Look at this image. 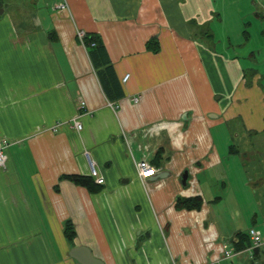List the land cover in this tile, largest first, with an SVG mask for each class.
Returning a JSON list of instances; mask_svg holds the SVG:
<instances>
[{
    "label": "crops",
    "instance_id": "obj_1",
    "mask_svg": "<svg viewBox=\"0 0 264 264\" xmlns=\"http://www.w3.org/2000/svg\"><path fill=\"white\" fill-rule=\"evenodd\" d=\"M3 1L0 264H80L69 252L81 245L103 264H212L217 257L235 264L244 253L255 263L264 255V246L249 253L250 241L236 248L247 230H227L212 216L210 205L222 202L213 187L226 186L230 154L239 151L231 145L219 153L212 130L236 118L246 135L264 133V87L257 67L243 68L237 55L211 58L192 37L194 20L212 16L210 0H62L66 10L56 8L61 0H43L39 9ZM78 30L100 36L120 82L128 74L116 105L108 104ZM151 37L157 53L146 48ZM141 159L166 173L142 180ZM90 163L102 184L89 175ZM68 175L89 176L101 188ZM193 196L199 209L175 207L177 197ZM221 247L232 256H219Z\"/></svg>",
    "mask_w": 264,
    "mask_h": 264
},
{
    "label": "rangeland",
    "instance_id": "obj_2",
    "mask_svg": "<svg viewBox=\"0 0 264 264\" xmlns=\"http://www.w3.org/2000/svg\"><path fill=\"white\" fill-rule=\"evenodd\" d=\"M22 1L25 8L39 9L43 6V0H35L34 5L31 0ZM210 1L212 16L204 24H197L194 20L192 37L202 42L205 52L208 55L211 53V58L216 54L226 58L237 55L243 68L251 65L257 67L263 77L260 83L264 87V0ZM3 5L4 1L1 7ZM256 11L257 16L254 14ZM215 12L220 14L221 20L215 17ZM12 19L18 21V17ZM204 31H211L213 36L206 37ZM245 31L249 32L248 37ZM77 32L79 30L76 36L81 40L83 36L79 38ZM218 96L216 94L214 98ZM221 99H224V94ZM236 121V118H232L212 130L219 153L229 154L231 145L239 149L238 155L230 154L235 157L227 166L229 179L226 186L213 187L215 195L222 197V202L218 206L210 205L212 216L219 219L227 230L235 226L238 230L246 231L254 225L264 234V133L248 136ZM242 158L245 171L240 165ZM234 198L238 201L237 208ZM233 260L235 264H264V255L255 263H251L247 253Z\"/></svg>",
    "mask_w": 264,
    "mask_h": 264
},
{
    "label": "trees",
    "instance_id": "obj_3",
    "mask_svg": "<svg viewBox=\"0 0 264 264\" xmlns=\"http://www.w3.org/2000/svg\"><path fill=\"white\" fill-rule=\"evenodd\" d=\"M2 4L3 0H0V7ZM205 36L210 38L212 37V33L205 32ZM76 40L84 46L88 59L96 73L101 89L107 100L115 103L118 99L124 96V93L121 82L114 71L113 65L102 39L94 32H85L81 40L78 39L77 36ZM146 48L151 50L153 53H157L159 51V43L157 38H149V40L146 42ZM159 151L160 150H158V153H156V159L158 158ZM67 177L75 183L87 187L93 191H98L101 188L100 185L94 186L93 180L89 176L68 175ZM201 203L202 200L199 196L177 197L175 207L177 209H199L201 207ZM63 233L68 241H71L74 236L72 224L68 220L63 224ZM238 235L240 240L236 244V248L239 249L249 245L247 234L239 233Z\"/></svg>",
    "mask_w": 264,
    "mask_h": 264
},
{
    "label": "built area",
    "instance_id": "obj_4",
    "mask_svg": "<svg viewBox=\"0 0 264 264\" xmlns=\"http://www.w3.org/2000/svg\"><path fill=\"white\" fill-rule=\"evenodd\" d=\"M56 8L58 10H66L67 9L66 4L63 2L59 3L56 6ZM84 33L85 32L81 31V30H79V32H77L79 38H81L84 35ZM127 78H128V74H125L122 77L121 82H125ZM134 101L137 102L138 97H134ZM108 104L110 106L116 105L113 102H109ZM72 127L76 131H80L82 129V124L78 120V118L72 119ZM6 147H7L6 140H2L0 142V169L6 167V158H7L6 153H5ZM136 168H137V175L142 180H145L149 174H151L152 172H154L156 170V168H154L152 165H150L145 159L139 160L136 163ZM89 175L91 177H93L95 179L96 183H98V184H102L104 181L103 177L101 175H99L98 170L96 169V167L94 166L93 163H90ZM247 236L249 238L250 245L246 248V250L249 253H252L253 250L256 248H260V247L264 246V237L262 236L260 231L257 230L256 228L249 227L247 230ZM232 252H233L232 249H227L226 247H221V250H220L221 255H219V256H221L223 258H228V257L232 256V254H233ZM218 259H220V258L217 257L212 264H219Z\"/></svg>",
    "mask_w": 264,
    "mask_h": 264
},
{
    "label": "water",
    "instance_id": "obj_5",
    "mask_svg": "<svg viewBox=\"0 0 264 264\" xmlns=\"http://www.w3.org/2000/svg\"><path fill=\"white\" fill-rule=\"evenodd\" d=\"M3 9L0 7V13H2ZM166 173L165 170L162 171H154L147 176V179H157L161 176H164ZM69 256L74 258L80 264H103L99 258L93 256L90 249L84 245L75 246L71 248L69 252Z\"/></svg>",
    "mask_w": 264,
    "mask_h": 264
}]
</instances>
